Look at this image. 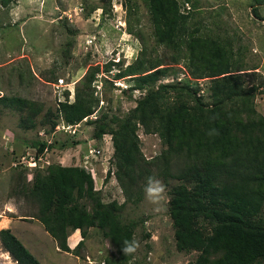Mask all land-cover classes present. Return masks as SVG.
Masks as SVG:
<instances>
[{
    "label": "trees",
    "instance_id": "trees-1",
    "mask_svg": "<svg viewBox=\"0 0 264 264\" xmlns=\"http://www.w3.org/2000/svg\"><path fill=\"white\" fill-rule=\"evenodd\" d=\"M10 1L0 3L7 6ZM143 1L156 41L185 58L189 79H209L208 95L197 94L198 84L192 86L187 78L183 84L175 80L176 74L173 81L158 83L174 66L147 63L140 49L134 62L114 76L129 75V91L144 93L127 113L114 116L110 126L89 119L99 101L92 87L99 70L89 67L75 88L73 101L59 102L55 116L71 125L85 118L86 123H95L96 139L111 135V164L124 200L103 201L88 170L59 163L33 173L31 183L23 180L18 191L36 201L33 217L60 251L78 255L88 230L97 228L115 250V255L104 258V264H137L135 252L125 255L122 251L125 241H135L139 224L136 219L123 218L124 208L141 201L149 176L166 182L172 179L168 213L175 247L197 252L187 264H264V117L254 107L255 86L244 85L242 71L247 68L226 57V47L214 52L215 40L197 36L199 27L192 26V15L180 10L178 0ZM252 12L264 19L255 7ZM112 64L106 65V71ZM0 103L26 108L24 118L20 117L22 125L34 126L32 118L39 108L32 102L2 95ZM56 124V120L51 123V131ZM139 129L158 135L164 146L159 155L145 158ZM213 129L218 134L209 135ZM47 143H38L36 156L47 149ZM75 230L81 239L70 248L68 237ZM0 243L16 264H42L10 229H0Z\"/></svg>",
    "mask_w": 264,
    "mask_h": 264
},
{
    "label": "rangeland",
    "instance_id": "rangeland-1",
    "mask_svg": "<svg viewBox=\"0 0 264 264\" xmlns=\"http://www.w3.org/2000/svg\"><path fill=\"white\" fill-rule=\"evenodd\" d=\"M178 1L180 10L192 15V26L199 27L197 36L215 40L214 52L226 47V57L247 68L242 71L244 85L255 86L254 107L264 117V19L252 12L255 7L264 18V3L260 4L264 0ZM140 49L147 63L174 66L158 83L173 81L175 74V80L187 83L185 58H179L174 50L156 41L143 0H11L7 6L0 3V96L25 98L39 108L32 118L34 126L24 128L20 117L24 118L26 108L19 110L0 103V208L8 205L14 212L10 214L3 209L1 215L14 220L19 229L22 225L15 221L33 217L38 209L36 201L20 193L19 187L23 180L30 184L33 173L52 163L85 168L92 174L103 201L124 200L113 174L111 135L96 139L95 123H86L85 118L71 125L60 116L57 119L55 114L59 102L73 101L75 88L86 70L97 66L99 71L92 87L99 101L89 119H100L113 126L114 116L127 113L144 93L129 91L132 85L129 75L114 76L134 62ZM209 57L217 61L214 56ZM110 61L113 64L106 71ZM196 83L200 88L197 94L207 96L209 79H189L192 86ZM55 120L57 124L51 131ZM25 124L30 122L25 120ZM73 128L75 134L65 132ZM137 133L145 158L159 155L164 146L158 135L144 134L141 129ZM42 141L50 145L33 164L31 157L36 156L38 143ZM91 148L100 154L93 155ZM157 179L166 189L159 205L150 204L143 192L140 202L127 203L123 211L124 219L139 221L134 236L139 244L135 260L137 264H187L196 258L197 252L178 251L175 247L168 213L169 191L175 181ZM29 227L30 233L24 234L22 240L29 247L36 246L30 249L42 264H104L106 256L115 255L114 247L97 228L88 230L84 245L75 255L60 251L39 222ZM75 232L69 237L71 243L74 238L77 242L81 239ZM0 264H16L1 243Z\"/></svg>",
    "mask_w": 264,
    "mask_h": 264
},
{
    "label": "clouds",
    "instance_id": "clouds-1",
    "mask_svg": "<svg viewBox=\"0 0 264 264\" xmlns=\"http://www.w3.org/2000/svg\"><path fill=\"white\" fill-rule=\"evenodd\" d=\"M100 89V88H99ZM70 134V133H69ZM218 134L215 129L209 132V135ZM145 199L153 205H159L165 197V185L156 177L149 176L143 188ZM139 247L136 241H125L122 245V251L125 255L134 253Z\"/></svg>",
    "mask_w": 264,
    "mask_h": 264
},
{
    "label": "crops",
    "instance_id": "crops-1",
    "mask_svg": "<svg viewBox=\"0 0 264 264\" xmlns=\"http://www.w3.org/2000/svg\"><path fill=\"white\" fill-rule=\"evenodd\" d=\"M62 159H64V158H62ZM62 159H61V161H62ZM63 163V162H62ZM66 166H68V165H66ZM1 207V206H0ZM6 207V208H5ZM4 208H0V229L1 228H8V229H10V231L25 245V247L32 253L33 252V250L31 251V249L30 248H35L36 246H33V247H29L28 245H26V243H24L23 242V240H22V236L24 235V234H26V233H30V231H31V229H30V227L29 226H31L33 223H38L39 221L38 220H36V219H34L33 217H31V218H26V219H22V220H16L15 222H19V225H22V229H19L18 228V225H17V223H15V224H13V221H12V219H10V218H8V217H6V216H2L1 215V211L3 210V209H6V211L9 213L10 212V214H14V212H13V210L12 209H10L11 208V206H8V205H6ZM32 220V221H31ZM40 223V222H39ZM41 224V223H40ZM43 226V225H42ZM44 228V227H43ZM44 231H45V229H44ZM45 233H47V231H45ZM76 233H78V234H76ZM45 235H48V236H50L48 233L47 234H45ZM74 235H78V239L80 238V235H79V232L78 231H76L75 232V234ZM51 237V236H50ZM70 237V236H69ZM69 237H68V244H69V246L72 248L73 247V245H75V243L77 242V238H74V239H76L73 243H71V242H69ZM35 239V238H34ZM53 239V238H52ZM35 240H37V239H35ZM55 242V241H54ZM42 251V250H41ZM35 252V251H34ZM37 253V252H36ZM37 254H39V253H37ZM42 254H43V251H42Z\"/></svg>",
    "mask_w": 264,
    "mask_h": 264
},
{
    "label": "built area",
    "instance_id": "built-area-1",
    "mask_svg": "<svg viewBox=\"0 0 264 264\" xmlns=\"http://www.w3.org/2000/svg\"><path fill=\"white\" fill-rule=\"evenodd\" d=\"M60 81H62L61 79H59ZM57 84H62V82H57ZM99 89V88H98ZM68 127V126H67ZM69 128V127H68ZM58 131H60V130H58ZM54 132H56V130L54 131ZM65 132H67V133H70V134H74L75 132H76V128H73V129H71V130H69V131H66L65 130ZM49 143V142H48ZM45 151H47V149L45 148L44 149V152ZM44 152L42 153V154H44ZM91 153L93 154V155H97V154H100V151L99 150H97V149H95V148H91ZM42 154H39L40 156H42ZM33 160H31V161H33V164H35L36 163V160L37 159H39V156H35V157H31ZM92 175V174H91Z\"/></svg>",
    "mask_w": 264,
    "mask_h": 264
}]
</instances>
